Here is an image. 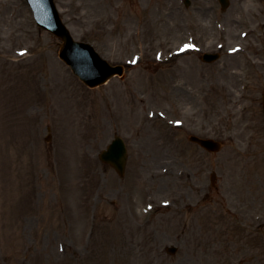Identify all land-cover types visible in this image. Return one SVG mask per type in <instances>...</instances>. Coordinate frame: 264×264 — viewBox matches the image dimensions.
<instances>
[{
    "label": "rangeland",
    "instance_id": "rangeland-1",
    "mask_svg": "<svg viewBox=\"0 0 264 264\" xmlns=\"http://www.w3.org/2000/svg\"><path fill=\"white\" fill-rule=\"evenodd\" d=\"M54 1L126 67L84 85L0 0V264H264V0ZM116 134L122 177L97 156Z\"/></svg>",
    "mask_w": 264,
    "mask_h": 264
},
{
    "label": "water",
    "instance_id": "water-1",
    "mask_svg": "<svg viewBox=\"0 0 264 264\" xmlns=\"http://www.w3.org/2000/svg\"><path fill=\"white\" fill-rule=\"evenodd\" d=\"M32 8L37 24L58 36L62 43L60 44L59 57L69 65L72 72L84 84L93 87L104 83L114 74H121L123 68L119 65L112 66L102 57H100L94 48L84 42L74 40L68 29L63 25L53 0H26ZM221 8L225 9L228 0H219ZM218 58V54L204 53L202 60L206 62L214 61ZM263 112H264V93H263ZM206 148L209 151H217L220 144L212 139H203L191 135L189 137ZM99 158L110 164L117 173L122 176L124 174L127 152L124 141L121 137L115 136L108 144L107 148L100 152ZM175 247H168L167 251L173 253Z\"/></svg>",
    "mask_w": 264,
    "mask_h": 264
}]
</instances>
